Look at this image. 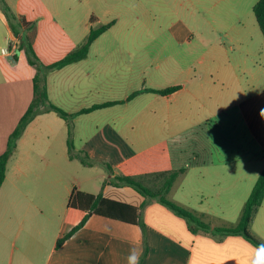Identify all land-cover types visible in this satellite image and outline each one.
Here are the masks:
<instances>
[{"label":"crops","instance_id":"0c3cea01","mask_svg":"<svg viewBox=\"0 0 264 264\" xmlns=\"http://www.w3.org/2000/svg\"><path fill=\"white\" fill-rule=\"evenodd\" d=\"M4 3L35 24L34 49L43 63L56 62L58 53L64 57L78 48L91 28L114 22L93 41L87 58L50 73L47 87L52 104L73 114L94 104L125 102L77 115L70 153L67 123L55 113H42L25 128L0 189V264H139L144 239L149 247L144 264H253L259 249L242 236L193 234L185 219L157 201L141 210L145 198L132 187L117 184V176L142 175L147 180L161 172L183 170L176 187L168 193L177 188L172 201L205 214L212 228L238 222L242 206L264 169V160L263 166L250 169L247 165L260 159H244L245 152L237 156L210 142L204 147H189L186 155V147L181 146V141H191L201 126L190 105L200 103L203 111L215 107V85L224 82L223 74L195 77L190 88L180 82L171 85L168 79L172 76L160 64L131 68L127 76L123 69L126 59L143 49L126 48L123 40L136 41L138 35L110 34L121 17H111V9L96 14L95 6L119 7L118 14L125 15L130 8H144L142 0ZM192 5L199 23L217 30L223 27L217 7L200 2ZM174 34L182 44L193 41L185 27ZM13 40L16 38L0 4V155L33 100L35 70L24 66V51H15V62L7 59L12 52L4 54ZM148 71L159 73L161 80L128 90L129 83ZM178 71L180 76L186 68ZM172 86L180 88L169 95L147 91ZM136 91L140 92L128 100ZM189 120L192 127H186ZM73 189L136 207L144 229L91 213L87 222L57 247L58 239L87 214L68 204ZM263 205L250 230L264 240L258 229Z\"/></svg>","mask_w":264,"mask_h":264},{"label":"rangeland","instance_id":"374dc122","mask_svg":"<svg viewBox=\"0 0 264 264\" xmlns=\"http://www.w3.org/2000/svg\"><path fill=\"white\" fill-rule=\"evenodd\" d=\"M257 1L142 0L144 8H130L125 15L118 14L119 7L95 6L96 14L111 9V17H121L120 23L110 34L123 32L138 35L136 41L123 40L126 48L143 49L138 55L126 59L123 69L127 76L131 68L138 70L160 64L167 67V74L172 76L168 79L171 85L180 82L190 88L195 77H208V73L223 74L221 78L224 82L215 85V107L203 111L200 103L190 105L195 111V121L201 126L195 129L191 141H181V146L186 147V155L191 149L189 147H204L211 142L215 147L230 150L237 156L245 152L244 159H260L247 165L250 169L263 166L264 116H261V110L264 109V37L253 12ZM199 2L208 7H217L223 24L221 29L198 22L201 19L192 4ZM180 27L187 28L193 35L191 44H182L175 38L174 31H179ZM62 55L58 53L57 61ZM22 62L25 67L28 66L25 55ZM178 68H186L185 73L178 76ZM148 72L129 83L128 90L138 89L142 85H156L161 80L159 73ZM193 125L191 120L186 122V127ZM148 177L147 180L144 177V186L152 189L158 188L163 180L157 174ZM176 190L174 188L167 198L171 200ZM261 213L258 229L264 234V205Z\"/></svg>","mask_w":264,"mask_h":264},{"label":"trees","instance_id":"16d2710c","mask_svg":"<svg viewBox=\"0 0 264 264\" xmlns=\"http://www.w3.org/2000/svg\"><path fill=\"white\" fill-rule=\"evenodd\" d=\"M2 9L6 16L7 22L12 30L13 36L19 41L18 50L24 51L27 63L34 68L35 74L32 79L33 82V100L30 103L27 111L20 119L18 125L9 137L7 149L0 155V189L6 178L8 169V163L12 157L15 149H17V143L23 134L25 128L35 119L36 116L53 112L67 123V144L69 153L73 151V128L74 119L77 115L83 113H89L95 109H102L104 107L123 104L125 101H111L103 104H94L89 108L82 109L77 113H68L65 110L52 104L48 94L47 80L50 73L60 70L69 64L80 62L87 58L89 49L93 41L99 36L105 33L114 22L91 28L90 33L85 38L84 42L78 47L69 52L65 57H62L56 62L43 63L34 49V38L36 32V26L34 23L29 22L23 16L15 14L10 7L6 6L4 0H0ZM255 19L264 37V0H258L253 7ZM14 60H17V54L13 55ZM180 87L172 86L161 90H147L161 95L172 94L176 92ZM139 92L132 93L128 100H131ZM183 170L161 172L159 176L163 177L162 183L158 188L152 189L148 185L144 186V177L141 176H128L118 177V185L129 186L139 192L145 201L141 205L143 210L151 201H157L164 205L167 209L172 211L175 215L185 219L188 224V229L193 233L199 232L211 233L213 236L220 238L228 235L242 236L248 242L256 246L260 250L261 261L259 264H263L264 259V240L260 239L257 235L251 232V223L257 210L263 205L264 202V169L259 175L257 181H255L251 193L243 204L239 220L236 224L221 227H211V223L206 220V216L195 210H190L188 207L180 205L175 201L167 198L169 191L174 183L181 177ZM148 186V187H147ZM70 207L87 211V214L75 227L68 231L64 236L58 239L57 247L63 245L67 238H70L81 226L87 222V219L91 213L96 215L105 216L108 218H114L119 221L134 223L140 225V228L144 229V222L142 220V214L134 206L120 203L116 200L104 198L101 194L95 197L93 194H89L82 191L72 190L70 198L68 199ZM148 244L144 239L143 253L140 257L139 264H144V261L148 254Z\"/></svg>","mask_w":264,"mask_h":264},{"label":"built area","instance_id":"2783aa9c","mask_svg":"<svg viewBox=\"0 0 264 264\" xmlns=\"http://www.w3.org/2000/svg\"><path fill=\"white\" fill-rule=\"evenodd\" d=\"M18 44H19V41L17 40H13L10 44H9V47L4 50V54L5 55H9L10 52H12V54L15 53V51L18 50Z\"/></svg>","mask_w":264,"mask_h":264},{"label":"clouds","instance_id":"9594fccd","mask_svg":"<svg viewBox=\"0 0 264 264\" xmlns=\"http://www.w3.org/2000/svg\"><path fill=\"white\" fill-rule=\"evenodd\" d=\"M261 116H264V109L261 110ZM260 261H261V256H260V253L258 250L255 261L253 262V264H259Z\"/></svg>","mask_w":264,"mask_h":264},{"label":"water","instance_id":"95a60500","mask_svg":"<svg viewBox=\"0 0 264 264\" xmlns=\"http://www.w3.org/2000/svg\"><path fill=\"white\" fill-rule=\"evenodd\" d=\"M16 53L19 54L20 53V50H17ZM7 59L10 60V61H12V62H15L13 56H8Z\"/></svg>","mask_w":264,"mask_h":264}]
</instances>
